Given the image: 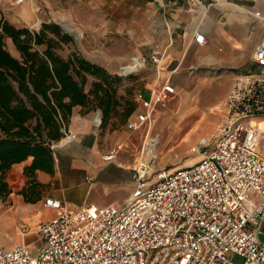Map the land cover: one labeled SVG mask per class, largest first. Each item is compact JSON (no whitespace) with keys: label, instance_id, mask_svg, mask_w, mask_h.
<instances>
[{"label":"built area","instance_id":"built-area-1","mask_svg":"<svg viewBox=\"0 0 264 264\" xmlns=\"http://www.w3.org/2000/svg\"><path fill=\"white\" fill-rule=\"evenodd\" d=\"M194 41L206 43L197 33ZM149 58L157 65L160 51ZM253 61L264 69V35ZM166 93H173L169 85H154L148 98L137 92L144 112L126 128L147 122ZM226 104L229 117L213 142L201 138L190 149L200 155L196 162L155 173L139 164L135 188L121 206L70 209L45 198L54 216L36 227L44 245L35 255L25 246L0 249V264H264V79L237 78ZM116 153L112 148L102 158L112 161Z\"/></svg>","mask_w":264,"mask_h":264},{"label":"crops","instance_id":"crops-1","mask_svg":"<svg viewBox=\"0 0 264 264\" xmlns=\"http://www.w3.org/2000/svg\"><path fill=\"white\" fill-rule=\"evenodd\" d=\"M147 3L152 17L148 47L160 51L161 58L154 65L153 76L138 92L148 98L154 85H169L173 93H166L164 102L155 106L148 121L135 130L103 132L98 112L81 116L76 111L66 133L73 138L68 141L64 137L53 145V173L36 171V181L45 188L32 203L25 202L19 194L26 183L23 168L31 159L13 165L6 178L12 192L0 198V249L25 246L30 254L37 253L44 241L36 227L54 216L44 207L45 198L59 200L70 209L124 205L135 188L134 170L142 158L145 141L144 150L170 125V131L198 126L203 131L199 139L214 136V140L229 117L226 101L236 79H264V69L253 61L254 50L264 35V0ZM196 33L203 35L206 43L195 42ZM143 112L137 103L128 121L136 122L137 115ZM261 126L264 129V121ZM112 148L117 149L114 159L104 161L102 157ZM194 162L196 159H189L183 164ZM259 239L264 241V223Z\"/></svg>","mask_w":264,"mask_h":264},{"label":"trees","instance_id":"trees-1","mask_svg":"<svg viewBox=\"0 0 264 264\" xmlns=\"http://www.w3.org/2000/svg\"><path fill=\"white\" fill-rule=\"evenodd\" d=\"M10 40L18 53L5 48ZM73 39L55 23H43L39 30L16 27L0 18V198L12 192L6 180L15 164L31 159L23 168L25 186L19 191L32 203L45 188L35 179L36 171H54L53 145L65 137L73 109L100 110L105 125L111 115L127 123L137 102L129 107L117 97L119 77L82 56L64 58L61 44ZM88 77H93L86 90ZM37 196V197H36Z\"/></svg>","mask_w":264,"mask_h":264},{"label":"rangeland","instance_id":"rangeland-1","mask_svg":"<svg viewBox=\"0 0 264 264\" xmlns=\"http://www.w3.org/2000/svg\"><path fill=\"white\" fill-rule=\"evenodd\" d=\"M147 2L148 0H28L21 6H15L11 0H0V18L16 27H27L32 31L39 30L43 23L57 24L73 39L72 43L59 46V55L66 58L73 53L77 54L103 67L110 75L119 77L117 97L123 107H129L134 94L155 72V64L149 58L151 49L148 41L152 17L147 9ZM67 26L69 29H66ZM5 48L11 55L18 57L11 42L6 41ZM137 57L145 59L144 65L129 75L122 73L123 66H130ZM92 81L94 78L88 77L86 90ZM136 108L137 104L134 112ZM76 111L81 116L98 112L102 121L100 110L87 112L86 109L75 107L72 116ZM121 112L122 107H119L118 115H111L100 129L103 132L125 129L126 123L121 124L119 118ZM170 126L160 131L161 137L151 147L159 153L157 158L149 160L148 166L153 165V170L150 167L149 170L154 173L161 169L170 170L189 159L197 161L200 157L190 149L198 141L200 133H203L202 129L198 126H184L170 131ZM213 137L207 138L213 141ZM146 142L141 149V156ZM148 144L149 142V147ZM141 162L142 158L138 165ZM184 165L185 163L182 166ZM233 259L239 262L237 257Z\"/></svg>","mask_w":264,"mask_h":264},{"label":"bare ground","instance_id":"bare-ground-1","mask_svg":"<svg viewBox=\"0 0 264 264\" xmlns=\"http://www.w3.org/2000/svg\"><path fill=\"white\" fill-rule=\"evenodd\" d=\"M66 29H69V27L67 26ZM80 35V34H79ZM141 65V61L139 60V57L135 58L132 62V64L130 66L125 67L122 70V73H128L130 71L135 70L137 67H139ZM157 143L156 139H151L149 141L150 145L149 147L147 146V148L144 150L143 154H142V162L140 164H149V160L152 158H157L159 156V153L153 150V148H151L152 146H155ZM150 169L153 170V165H149Z\"/></svg>","mask_w":264,"mask_h":264},{"label":"water","instance_id":"water-1","mask_svg":"<svg viewBox=\"0 0 264 264\" xmlns=\"http://www.w3.org/2000/svg\"><path fill=\"white\" fill-rule=\"evenodd\" d=\"M125 74L129 75V74H130V72H128V73H125ZM99 119H100V121H101V117H99Z\"/></svg>","mask_w":264,"mask_h":264}]
</instances>
